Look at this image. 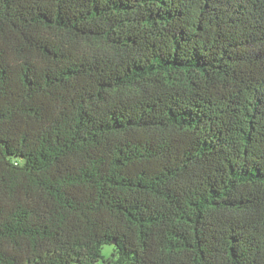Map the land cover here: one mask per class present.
Returning <instances> with one entry per match:
<instances>
[{"label":"trees","instance_id":"obj_1","mask_svg":"<svg viewBox=\"0 0 264 264\" xmlns=\"http://www.w3.org/2000/svg\"><path fill=\"white\" fill-rule=\"evenodd\" d=\"M102 259L264 264V0H0V264Z\"/></svg>","mask_w":264,"mask_h":264},{"label":"rangeland","instance_id":"obj_2","mask_svg":"<svg viewBox=\"0 0 264 264\" xmlns=\"http://www.w3.org/2000/svg\"><path fill=\"white\" fill-rule=\"evenodd\" d=\"M86 45H87L88 49H93L96 52L98 50H104V49L106 50L105 45L101 41H96V42L93 41L91 43L87 42ZM113 250H114V247L111 244H107L104 246L102 254H103L105 260H108L109 258L112 257L111 253L113 252ZM104 259L101 260L102 264L104 263Z\"/></svg>","mask_w":264,"mask_h":264}]
</instances>
